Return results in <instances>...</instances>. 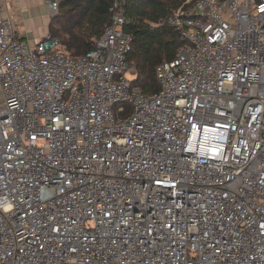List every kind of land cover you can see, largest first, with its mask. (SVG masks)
<instances>
[{
  "label": "built area",
  "instance_id": "obj_1",
  "mask_svg": "<svg viewBox=\"0 0 264 264\" xmlns=\"http://www.w3.org/2000/svg\"><path fill=\"white\" fill-rule=\"evenodd\" d=\"M124 2L76 56L0 0V264H264V0L174 10L153 92Z\"/></svg>",
  "mask_w": 264,
  "mask_h": 264
},
{
  "label": "trees",
  "instance_id": "obj_2",
  "mask_svg": "<svg viewBox=\"0 0 264 264\" xmlns=\"http://www.w3.org/2000/svg\"><path fill=\"white\" fill-rule=\"evenodd\" d=\"M114 1L61 0L59 12L51 17L49 35L59 39L72 55L86 53L111 23L110 8ZM187 1L125 0L123 4L124 31L133 39L128 60L137 69L134 84L146 92L160 89L157 66L163 60L173 59L183 43L171 26L161 22Z\"/></svg>",
  "mask_w": 264,
  "mask_h": 264
},
{
  "label": "crops",
  "instance_id": "obj_3",
  "mask_svg": "<svg viewBox=\"0 0 264 264\" xmlns=\"http://www.w3.org/2000/svg\"><path fill=\"white\" fill-rule=\"evenodd\" d=\"M4 14L11 18L18 35L32 43L44 38L49 31L51 15L46 0H4ZM46 34L42 35V25ZM4 103L0 83V106Z\"/></svg>",
  "mask_w": 264,
  "mask_h": 264
},
{
  "label": "rangeland",
  "instance_id": "obj_4",
  "mask_svg": "<svg viewBox=\"0 0 264 264\" xmlns=\"http://www.w3.org/2000/svg\"><path fill=\"white\" fill-rule=\"evenodd\" d=\"M44 34H46V25L45 24L42 25V35H44ZM129 78H134V75L129 74Z\"/></svg>",
  "mask_w": 264,
  "mask_h": 264
}]
</instances>
